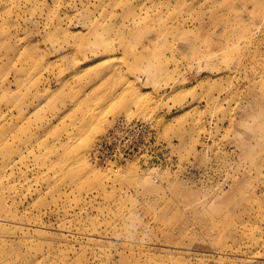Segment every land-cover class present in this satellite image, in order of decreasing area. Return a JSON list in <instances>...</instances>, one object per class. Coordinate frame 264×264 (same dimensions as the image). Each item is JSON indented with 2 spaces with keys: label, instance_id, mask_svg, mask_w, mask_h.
Listing matches in <instances>:
<instances>
[{
  "label": "rangeland",
  "instance_id": "1",
  "mask_svg": "<svg viewBox=\"0 0 264 264\" xmlns=\"http://www.w3.org/2000/svg\"><path fill=\"white\" fill-rule=\"evenodd\" d=\"M0 264H264V0H0Z\"/></svg>",
  "mask_w": 264,
  "mask_h": 264
},
{
  "label": "built area",
  "instance_id": "2",
  "mask_svg": "<svg viewBox=\"0 0 264 264\" xmlns=\"http://www.w3.org/2000/svg\"><path fill=\"white\" fill-rule=\"evenodd\" d=\"M144 122L126 117L116 120L93 149L91 160L118 171L134 157L144 155L140 146L151 148L154 142L153 125Z\"/></svg>",
  "mask_w": 264,
  "mask_h": 264
}]
</instances>
